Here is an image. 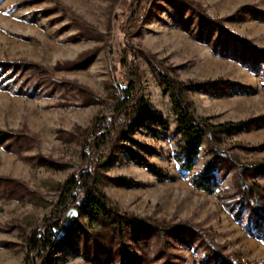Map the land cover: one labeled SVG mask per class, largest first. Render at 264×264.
<instances>
[{
    "label": "rangeland",
    "instance_id": "374dc122",
    "mask_svg": "<svg viewBox=\"0 0 264 264\" xmlns=\"http://www.w3.org/2000/svg\"><path fill=\"white\" fill-rule=\"evenodd\" d=\"M194 1L200 7L193 12L178 5H168L159 16L149 12L150 19L130 41L175 67L182 81H213L206 90L190 93L196 115L213 124L250 121L246 128L225 134L224 146L244 162L264 161V57L249 48L264 50V0ZM129 2L0 0V130L8 132L0 140V176L22 182L43 198L37 204L0 199V264H28L24 235L59 200L57 185L85 163L82 145L66 141L62 133L86 129L100 112L98 104L83 105L79 91L105 96L112 63L123 58ZM200 11L204 17H199ZM84 28L103 34L104 40L88 36ZM90 51L96 53L83 66L55 68ZM16 61L43 65L52 79L36 85L35 75L18 68ZM139 65L150 109L168 124L161 130L155 124L150 126L153 130L143 128L132 135L137 143L125 142L127 149L110 165L108 173L114 180L106 194L122 210L197 227L221 253L245 264H264V234L249 221L248 210L240 218L228 206L237 198L235 169L227 171L206 144L200 147L193 169L181 168L177 155L181 156L179 148L185 141L177 131L169 95L150 62L141 57ZM23 134L30 140L18 147L15 137ZM129 149L155 170L133 160ZM208 171H214L217 179L213 193L194 183ZM120 179L130 183L120 185ZM257 182L264 187V174ZM184 233L188 243L174 241L168 250L170 261L214 264L205 260L201 238ZM71 236L37 264H92L78 256L81 238Z\"/></svg>",
    "mask_w": 264,
    "mask_h": 264
},
{
    "label": "trees",
    "instance_id": "16d2710c",
    "mask_svg": "<svg viewBox=\"0 0 264 264\" xmlns=\"http://www.w3.org/2000/svg\"><path fill=\"white\" fill-rule=\"evenodd\" d=\"M168 5L187 6L191 12L200 7L194 0H130L129 18L123 26L126 36L122 43L123 58L112 63L111 79L104 84L105 96L100 97L80 88L83 105L98 104L101 110L86 129L78 127L74 132L62 133L66 141H76L82 145L81 158L85 163L78 173L57 185L59 200L52 202L47 215L32 227L29 234L24 235L28 264L49 259L56 249L69 242L71 235L75 234L81 238L78 256L92 264H174L170 261L169 246L174 241L182 245L188 243L186 231L201 238L204 258L208 262L245 264L240 258L221 253L209 236L197 227L130 213L122 210L106 194L105 188L114 180L108 173L110 165L122 150L127 149L125 142L137 143L132 135L143 128L152 129L150 126L155 124L161 130L168 124L164 118L152 113L150 102L145 97L143 72L139 65L141 57L148 60L158 72L162 89L169 95L177 131L185 141L179 148L181 156L177 155L181 168L193 169L200 147L206 144L227 171L235 169L233 195L237 198L228 203L231 212L241 218L248 210L249 221L254 222L260 235L264 234V187L257 182L264 174V161L244 162L237 153L231 152L230 147L224 146L225 134L246 128L250 121L213 124L198 117L190 93L206 90L213 81H182L175 67L166 65L153 53L136 48L130 41L142 23L150 19L149 12L159 16L167 10ZM200 16L204 17L201 11ZM83 32L104 40L103 34H96L89 28H84ZM249 48L257 57H264V50L255 46ZM94 53L96 51L85 52L79 60L57 63L55 68L83 66ZM16 65L35 75L38 79L36 85L52 79L48 68L38 63L16 61ZM104 108L107 111H103ZM7 133L0 130V140ZM29 140L26 134L15 137L18 147L28 144ZM145 149L149 150L147 147ZM128 151L132 153L133 160L139 159L142 166L155 170L146 160L134 155L130 149ZM120 181L123 182L120 185L130 183L126 179ZM194 183L209 193L215 192L218 186L214 171L195 177ZM224 198H228V195H224ZM0 199L24 204L43 201L40 194L22 182L3 176H0ZM128 248L136 253H130Z\"/></svg>",
    "mask_w": 264,
    "mask_h": 264
}]
</instances>
